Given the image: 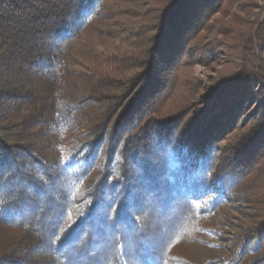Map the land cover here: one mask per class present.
Listing matches in <instances>:
<instances>
[{
  "label": "trees",
  "instance_id": "trees-1",
  "mask_svg": "<svg viewBox=\"0 0 264 264\" xmlns=\"http://www.w3.org/2000/svg\"><path fill=\"white\" fill-rule=\"evenodd\" d=\"M155 1L0 0V264H264V23L199 102L222 0L103 42Z\"/></svg>",
  "mask_w": 264,
  "mask_h": 264
},
{
  "label": "rangeland",
  "instance_id": "rangeland-1",
  "mask_svg": "<svg viewBox=\"0 0 264 264\" xmlns=\"http://www.w3.org/2000/svg\"><path fill=\"white\" fill-rule=\"evenodd\" d=\"M156 1L144 4L141 15L135 18L133 14L129 18L125 17V20L114 19L107 28L103 42L116 43L126 52L127 42L134 31L128 23H141L149 19L154 13L153 7L161 3L156 4ZM263 23L264 0H222L219 3L217 10L203 26V31L194 39L195 45L212 52L205 64H196L192 68L194 77L201 83L196 96L199 102H206L211 87L233 71L235 63L227 53L237 51L242 44L252 39L254 41ZM97 48L101 53H106L104 47Z\"/></svg>",
  "mask_w": 264,
  "mask_h": 264
}]
</instances>
